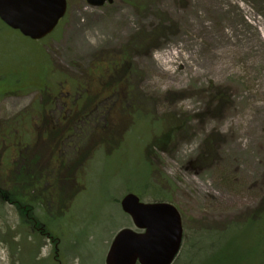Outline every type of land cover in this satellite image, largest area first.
<instances>
[{"label": "rangeland", "instance_id": "374dc122", "mask_svg": "<svg viewBox=\"0 0 264 264\" xmlns=\"http://www.w3.org/2000/svg\"><path fill=\"white\" fill-rule=\"evenodd\" d=\"M67 1L64 20L44 41L30 40L0 21V133H12L11 127L19 133L25 121L19 126L18 119L31 115L26 123L32 134L8 136L9 147L21 149L33 138L29 150L46 156L41 147L47 143L40 134L43 119L35 114L43 94L53 98L69 92L70 105L72 90L78 87L71 78L99 79L102 70L101 79H113L124 65L121 79H130L127 87L134 98L126 99L131 106L157 117L189 120L169 151L151 148L147 153L154 169L169 178V202L182 216L184 244L178 264H244L245 255L258 258L260 247L242 230L243 221L225 225L256 210L264 197V61L259 47L247 40L251 30L244 26L250 20L247 10L264 21V0H238L236 7L228 0H114L102 7ZM153 29L159 32L152 44H137L139 33L151 36ZM222 31L230 41L219 39ZM241 42L248 51L235 46ZM125 53L127 60L122 59ZM96 57L103 59L97 64ZM93 61L97 70L91 67ZM125 67L135 73L125 72ZM43 87L47 90L41 93ZM112 96L90 104V115L72 118L74 130L59 151L69 161L78 143L90 138L86 131L102 128L99 145L76 164L86 158L78 170L84 174L70 178L71 168L63 176L52 174L45 191L52 209L48 221L58 241L28 233L17 209L0 197V264H105L115 233L133 228L119 201L147 169V126L153 115L141 118L136 128L137 120L116 118L119 125L133 122L120 144L109 119L114 109L127 113ZM59 99L56 105L52 102L49 123L63 112ZM207 137L212 154L202 161ZM6 146L0 142V180L12 185L17 160L4 166L9 161ZM45 162L41 158L39 163ZM142 200L152 201L150 196Z\"/></svg>", "mask_w": 264, "mask_h": 264}, {"label": "trees", "instance_id": "16d2710c", "mask_svg": "<svg viewBox=\"0 0 264 264\" xmlns=\"http://www.w3.org/2000/svg\"><path fill=\"white\" fill-rule=\"evenodd\" d=\"M158 32V29H153L151 36L144 33H139L137 37V44H143L144 46L152 44L154 42L153 40L158 38ZM125 54L126 57H122V59L125 58L127 60L129 58V55L128 53ZM122 67H124V65H122L114 74V76H116L115 79L114 76L113 79H71L72 82L77 83L76 86H78L76 89H71L72 93H74L73 98L71 99L72 101H70L69 106H60L63 109V112H61V115H59L57 119L55 118L52 123H49L50 121H52L51 113H48V115H46V112L41 113L40 110L44 109V106L46 105V103H49V101L57 104L58 99L52 98L51 96H49V94H43L42 101L37 103L35 109L39 110L37 112V119H43L42 123H44L43 125H41L43 126V129L41 130L40 134L41 139L47 140V143L41 145L42 149L45 150L44 152L46 153V156H41L40 153L41 157L39 158V156L35 155L33 149L29 150V146L32 145V142H34L33 138L31 139V141L24 142V144L22 145L23 148L21 149L17 145H14V147L12 148H10L8 145V136L19 137L20 135L18 134L23 131H25L26 134H32L30 128H28L29 123H26V121L31 118V115L23 114V116L18 119L19 126L22 122L25 121L20 126L22 129L19 133H17V131L13 127H11L12 133L8 132L7 129L5 133H0V142L7 145V155L9 156L6 157L9 158V161L5 159L4 166L6 165V162L9 163L10 161L17 160L16 169L13 171V179H15V181L11 183L12 185H5L3 179L0 180V197L3 199V201L6 200L9 203L13 204V206L18 211V216L22 224L30 228V232L28 233L31 234L32 232L35 237L37 236L38 238L39 236V239L48 238L49 241L50 239L51 241H58V238H56L55 235L52 234V225L48 221V216L50 215L52 209H50L51 206L48 203V198L44 195L49 185H52V174L63 176L64 172L68 171L70 168V174H68L70 178L76 176V174H84L85 171H83L82 173L78 172L79 168L81 167V165L85 164V159L89 157V154L91 153L93 148H95L100 143L99 133L102 128L100 129L98 127H95L86 131V133L90 135V138H92L91 136L94 135L93 139H95V141L89 138L85 141V143L87 142L86 144L78 143L76 148H74L73 158L69 161L68 159H66L67 157L60 156V149L66 147V138L68 137V133H70L71 130H74V125L71 122L72 118L80 115H90L87 114L88 111H91L92 109V107H90V104L103 101L105 99L103 98V96H110V94L113 95L112 97L115 99V104H119L118 108H120L121 106L122 111L126 112L127 114H119L120 109H114L115 111L111 114V119H109L113 120V126H111V124H107V120L104 122L105 126L103 128L109 125V129H111V132H113L112 128L114 127L116 129V141H118V143L122 141L120 144H123L125 142L124 136L127 135V133L130 131L133 122H131L130 125H119L120 123H116V118L127 115L129 118L131 117L133 121L137 120L134 125V128H136L141 118H144L149 113L150 115H153L150 110L147 109L142 112V110L138 106H131L130 101L127 102L126 97H128L129 100L134 97L132 96V92L127 87V84L129 85L130 83V79H125V77L124 79H121V76H124L123 72H121ZM92 68L97 70L98 66H94ZM124 71L135 73L134 68L132 69L131 67H129V69H126L125 67ZM100 72L101 73L98 74L99 76L102 75V70ZM12 80L14 82H19V79ZM92 81L94 83H92ZM62 82L57 83L59 85L58 89H60ZM40 90L42 93L47 89L43 87ZM122 92L127 93L122 94ZM82 96H84V99H80ZM98 96L100 97L98 98ZM212 96H210V101L212 99ZM127 103L129 108L125 107ZM136 109H138V114L141 111L140 116L136 113V111H134ZM52 110H55V108H52ZM187 121L189 120H187L186 117L180 118L171 115H162L160 117H157L155 115H153V117L150 116V121L147 126L150 130V137L148 141L149 145L145 149V162L147 164V169L145 172L139 174V176L137 177V182L134 183V186L130 187V189L127 190L128 192H135L141 199L150 196L152 201H171L172 194L168 189H166L167 185H170V180L164 174L158 173L154 169L147 153L150 152L151 148H155L161 151H169L167 149H171V145H174L177 137L180 134L186 132ZM49 124L51 125L49 126ZM24 126L28 129H25ZM39 139L40 138L37 137V141H40ZM48 139H50V142H48ZM17 141L20 140L17 139ZM211 142L212 141L209 137H207L203 142V147L207 153V156H203L201 154L202 161H206L208 159V156L210 159L213 149V144ZM113 148H116V146H113ZM113 148L110 149L112 150ZM84 154L87 156L82 160L81 163L83 164L76 165L81 161L80 156H83ZM41 158L42 160H46L44 164L39 163ZM237 220H232L225 226L228 227L233 221H243L242 230L247 229L250 233V237H252L253 241H257V246L259 245L260 247L259 257L251 260L249 256L245 255L244 264H264V197L261 199L256 210L251 213L249 212L248 214L242 216ZM174 263H179L177 262V258Z\"/></svg>", "mask_w": 264, "mask_h": 264}, {"label": "water", "instance_id": "95a60500", "mask_svg": "<svg viewBox=\"0 0 264 264\" xmlns=\"http://www.w3.org/2000/svg\"><path fill=\"white\" fill-rule=\"evenodd\" d=\"M105 1L87 0L93 6ZM65 10L66 0H0V19L31 39L49 34ZM120 206L134 228H122L115 234L105 264H172L183 239L176 206L166 201L144 202L133 192L121 198Z\"/></svg>", "mask_w": 264, "mask_h": 264}, {"label": "bare ground", "instance_id": "6f19581e", "mask_svg": "<svg viewBox=\"0 0 264 264\" xmlns=\"http://www.w3.org/2000/svg\"><path fill=\"white\" fill-rule=\"evenodd\" d=\"M228 1L231 7H236L238 4V0H228ZM247 13L249 14L250 20H247L244 26L247 28H250L251 30V32L249 33L250 35L248 36L247 40L251 41L253 45H257L259 47L257 49L258 54H259L258 56H262L263 57L262 60L264 61V21L255 17L253 13H251L248 10H247ZM218 36H219V39L230 41L225 31L220 32ZM235 46L239 48L242 52L248 51L244 42L237 43V45L235 44ZM255 57H256V54H255ZM251 63H252V60H250L248 64H251Z\"/></svg>", "mask_w": 264, "mask_h": 264}, {"label": "flooded vegetation", "instance_id": "af4514ba", "mask_svg": "<svg viewBox=\"0 0 264 264\" xmlns=\"http://www.w3.org/2000/svg\"><path fill=\"white\" fill-rule=\"evenodd\" d=\"M96 59L100 62V60H102L103 58L96 57ZM53 98H55V99L61 98V99H59L61 102L60 106H63V105L69 106L68 100L71 98V94L69 92H67L66 95L61 96V93H58L57 96H54ZM55 105H56V103H55ZM52 108H54L52 105V101H49V103H46V105L44 106V109H42L40 111H41V113L46 112V115L48 113H51V115H52ZM36 111L38 112L39 110H36ZM37 112L35 113L36 115H37Z\"/></svg>", "mask_w": 264, "mask_h": 264}]
</instances>
